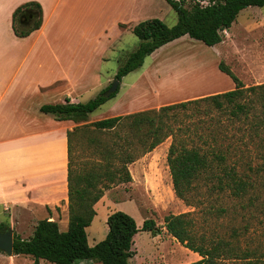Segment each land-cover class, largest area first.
Returning a JSON list of instances; mask_svg holds the SVG:
<instances>
[{"label": "rangeland", "instance_id": "1", "mask_svg": "<svg viewBox=\"0 0 264 264\" xmlns=\"http://www.w3.org/2000/svg\"><path fill=\"white\" fill-rule=\"evenodd\" d=\"M151 18H159L172 26L177 22V13L166 0H152V5L134 11V25ZM138 44L139 39L130 29L110 44V48L103 49L107 44L92 42L90 64L83 68L84 83L76 88L78 102L85 103L110 86L123 61ZM221 61L241 79L245 87L264 83V6H248L240 11L232 26L223 32V41L216 45L208 46L184 35L156 49L145 57L141 67L122 77L115 96L90 113L87 121L77 124L158 109L164 105L231 90L234 82L219 69ZM246 96L257 105L254 94L248 91ZM200 107L204 109V105ZM184 112L189 111L178 112L167 122L180 128L189 125L196 133L191 134L194 140L190 144L201 145L206 152L214 150L225 156L220 165L213 161L210 171L202 174L197 181L199 188L196 198L201 199L202 203L188 205L176 196L167 164L172 138L167 137L153 150L127 164L131 181L104 190L103 196L94 205L96 214L86 228L88 243L94 245L102 240L108 230V215L121 210L130 214L139 227L145 219L151 218L162 229L156 235L142 230L135 234L132 245L135 254L129 259V264H188L201 256L183 246L166 231L164 218L170 214L189 212L194 221L195 233L204 236L207 244L222 238L235 244L239 251L255 250L257 254L264 255L263 131H249L250 117L229 124L225 133H219L215 140L209 135L214 127L211 120L214 119L215 123L218 119L227 125L226 114L213 108L206 115L203 110L198 116L191 117ZM95 137L103 140L105 135L93 133L92 130L80 135L74 153L79 169H88L90 162L98 160V156L91 155L98 150L96 143L91 140ZM226 170H234L237 177L246 181L247 188L242 197H234L226 186L223 190L219 189V182L222 185L230 183V177L224 175ZM208 186L214 188L209 194L204 193ZM68 220L69 215L60 220V230H67ZM1 223L12 228L8 212L4 209L0 210ZM22 223V234L18 235L28 238L35 224L27 220ZM234 232L238 235L234 236ZM12 256L0 252V264H32V257L28 255H14L13 259ZM40 264L51 263L40 260ZM74 264L100 263L79 260ZM218 264H241V259L224 257Z\"/></svg>", "mask_w": 264, "mask_h": 264}, {"label": "trees", "instance_id": "2", "mask_svg": "<svg viewBox=\"0 0 264 264\" xmlns=\"http://www.w3.org/2000/svg\"><path fill=\"white\" fill-rule=\"evenodd\" d=\"M166 1L177 13V22L169 26L159 18H151L134 25L132 32L139 39V44L123 61L114 75L115 79L121 81L123 76L141 67L146 56L184 35L208 46L216 45L223 41V32L232 26L240 11L248 6H264V0ZM24 12L30 14L27 24L21 22ZM41 24L42 8L37 2H25L12 14V29L17 37L28 36L40 28ZM218 67L232 79L233 89L164 105L158 109L115 115L83 125L77 124L68 131L67 230H60L58 222L54 220L41 219L28 238L13 233V254L32 257V264H40V260L51 264H74L79 260H94L100 264H129V259L135 254L132 249L135 234L140 230L153 235L161 232L162 229L155 220L145 219L139 227L130 214L121 210L113 211L108 215L105 237L94 245L88 243L86 228L96 214L94 205L103 196L104 190L115 184L131 181L127 164L132 163L139 155L153 150L167 137L172 138L167 153V164L176 196L188 205L202 203L201 199L196 198L199 188L197 181L202 174L210 171L213 161L220 165L225 156L214 150L206 152L201 145L190 144L189 142L194 140L191 134H196L195 129L189 125L183 128L174 127L167 120L182 111H189L184 112L188 117L198 116L201 110L206 115L213 108L226 114L228 119L227 125H223L218 119L215 123L214 119L211 120L214 127L209 135L213 139L219 133H225L229 124L245 121L250 117L249 131L262 130L264 133V83L245 87L241 79L224 62H219ZM108 87L85 103L66 99L64 103L42 105L40 111L54 115L57 120L85 122L90 113L115 96L119 90L105 96L104 92ZM248 91L256 96V106L254 100L246 96ZM201 104L204 109H201ZM91 130L93 133L105 135L103 140L91 138L98 148L95 154L91 155L98 156V160L90 162L88 169H79L76 166L75 147L80 135L83 136ZM119 163L121 166H118ZM224 175L230 177V183L222 185L219 182V189L223 190L226 186L234 197H242L246 192V181L237 177L234 170H226ZM212 189L214 188L208 186L204 193L209 194ZM8 227L7 224H0V230ZM164 227L179 243L201 256L188 264H218L224 257L239 258L241 264H264L263 254H257L255 250L239 251L229 240L219 238L207 244L204 236L195 233L194 221L189 212L166 216ZM233 235L237 236L238 233L234 232Z\"/></svg>", "mask_w": 264, "mask_h": 264}, {"label": "crops", "instance_id": "3", "mask_svg": "<svg viewBox=\"0 0 264 264\" xmlns=\"http://www.w3.org/2000/svg\"><path fill=\"white\" fill-rule=\"evenodd\" d=\"M28 1L41 5L42 24L17 37L12 13ZM150 5L152 0H0V210L8 212L13 233L22 234L25 220L60 225L69 215L67 132L77 123L40 107L77 103L91 43L110 48L132 31L134 11Z\"/></svg>", "mask_w": 264, "mask_h": 264}, {"label": "water", "instance_id": "4", "mask_svg": "<svg viewBox=\"0 0 264 264\" xmlns=\"http://www.w3.org/2000/svg\"><path fill=\"white\" fill-rule=\"evenodd\" d=\"M30 19V14L24 12L21 15V22L27 24ZM120 86V80L114 79L110 86L105 90L104 95L110 96L115 93ZM0 252L12 256L13 255V232L10 227L4 230H0Z\"/></svg>", "mask_w": 264, "mask_h": 264}, {"label": "bare ground", "instance_id": "5", "mask_svg": "<svg viewBox=\"0 0 264 264\" xmlns=\"http://www.w3.org/2000/svg\"><path fill=\"white\" fill-rule=\"evenodd\" d=\"M199 74H201V73H199ZM192 75V74H191ZM190 75V76H191ZM210 80V79H209ZM182 82H184V81H182ZM206 82H207V80H206ZM208 82H210V81H208ZM181 83V82H180ZM179 84V83H178ZM200 84V83H199ZM205 84H207V83H205ZM204 86V85H203ZM207 86V85H206ZM207 89V88H206ZM210 90V89H209ZM171 91V90H170ZM207 91V90H206ZM203 92H205V91H203ZM162 97V96H161ZM165 97H166V95H165ZM165 100V99H164Z\"/></svg>", "mask_w": 264, "mask_h": 264}]
</instances>
